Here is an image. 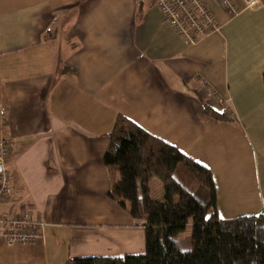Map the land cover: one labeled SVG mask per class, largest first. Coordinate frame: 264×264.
Wrapping results in <instances>:
<instances>
[{
    "label": "crops",
    "instance_id": "1",
    "mask_svg": "<svg viewBox=\"0 0 264 264\" xmlns=\"http://www.w3.org/2000/svg\"><path fill=\"white\" fill-rule=\"evenodd\" d=\"M205 1L221 31L187 45L151 0H0V140L13 145L1 212L45 222L33 243L1 238L0 264L146 252L145 227L108 196L120 173L103 158L119 115L208 167L219 215L252 198L245 171L264 154V0L236 17ZM151 192L164 198L160 180ZM191 232L192 221L178 240Z\"/></svg>",
    "mask_w": 264,
    "mask_h": 264
},
{
    "label": "trees",
    "instance_id": "2",
    "mask_svg": "<svg viewBox=\"0 0 264 264\" xmlns=\"http://www.w3.org/2000/svg\"><path fill=\"white\" fill-rule=\"evenodd\" d=\"M109 136L104 163L116 167L120 179L108 196L145 227L146 252L65 264H264V213L220 217L211 170L124 115ZM153 179L163 184L162 200L152 196ZM190 221L192 248L183 251L177 240Z\"/></svg>",
    "mask_w": 264,
    "mask_h": 264
},
{
    "label": "built area",
    "instance_id": "3",
    "mask_svg": "<svg viewBox=\"0 0 264 264\" xmlns=\"http://www.w3.org/2000/svg\"><path fill=\"white\" fill-rule=\"evenodd\" d=\"M219 1L231 17H236L243 9H256L262 6L261 0H242L243 8L238 7L235 0ZM151 2L162 12L164 18L187 45H196L211 34L221 31L217 17L205 0H151ZM221 101L227 108V100ZM2 120L3 115L0 116V123ZM12 146L10 140H0V239L3 238L7 244L14 246L33 243L42 238L45 222L39 217L21 214L7 217L1 212V205L13 192L5 166Z\"/></svg>",
    "mask_w": 264,
    "mask_h": 264
},
{
    "label": "rangeland",
    "instance_id": "4",
    "mask_svg": "<svg viewBox=\"0 0 264 264\" xmlns=\"http://www.w3.org/2000/svg\"><path fill=\"white\" fill-rule=\"evenodd\" d=\"M254 150V148H253ZM252 162L250 161V165H254V169L250 167L251 170L245 171V182H248L252 187V190L255 193H252V198L243 199L236 201L235 208L231 207L223 208L222 202L220 203V216L223 219H233L239 216H246V215H259L264 213V154L259 153L257 155L253 152L252 154ZM8 167V165L6 166ZM252 180V181H251ZM253 182V185H252ZM222 213V214H221ZM180 249L183 251H187L192 248L191 237L187 233L181 236V239L177 240Z\"/></svg>",
    "mask_w": 264,
    "mask_h": 264
},
{
    "label": "water",
    "instance_id": "5",
    "mask_svg": "<svg viewBox=\"0 0 264 264\" xmlns=\"http://www.w3.org/2000/svg\"><path fill=\"white\" fill-rule=\"evenodd\" d=\"M0 170H1V167H0Z\"/></svg>",
    "mask_w": 264,
    "mask_h": 264
}]
</instances>
